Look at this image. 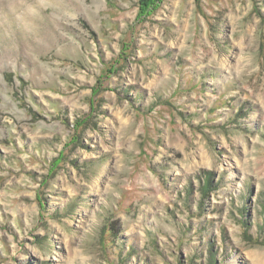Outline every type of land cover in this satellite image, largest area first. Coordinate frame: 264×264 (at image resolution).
<instances>
[{"label":"rangeland","instance_id":"374dc122","mask_svg":"<svg viewBox=\"0 0 264 264\" xmlns=\"http://www.w3.org/2000/svg\"><path fill=\"white\" fill-rule=\"evenodd\" d=\"M0 264H264V0H0Z\"/></svg>","mask_w":264,"mask_h":264}]
</instances>
